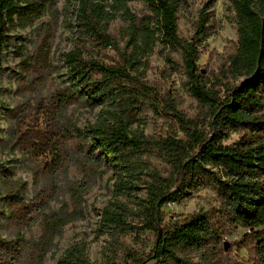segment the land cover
Segmentation results:
<instances>
[{"label":"trees","instance_id":"obj_1","mask_svg":"<svg viewBox=\"0 0 264 264\" xmlns=\"http://www.w3.org/2000/svg\"><path fill=\"white\" fill-rule=\"evenodd\" d=\"M76 0L71 12L72 47L62 55L66 70L63 84L47 104L37 101L19 117L10 139L14 148L29 154L37 170L52 175L63 167L60 124L63 113L78 100L101 107L98 120L87 129L85 148L97 151L95 163L113 173L110 201L101 209L96 238H106L103 264H240L225 253L223 241L239 229L246 234L233 246L245 250L246 264H264V0H233L237 16V52L229 59L230 70L243 81L236 87L209 82L199 70L201 45L208 39L207 20L200 16L194 36L182 40L177 33V9L184 0ZM49 0H0V72L3 52L10 46L9 33L30 29L46 12ZM143 5L147 15L137 18L127 8ZM109 8L110 11H106ZM67 11V10H66ZM120 17L129 54L108 33L109 23ZM54 25L47 23L37 34L35 54L22 45L14 51L23 73L51 68L50 53ZM156 44L162 51H181L188 92L209 112L206 132L186 124L185 140L166 139L148 143L131 132L130 121L143 103L157 102L158 92L137 73L140 59L152 54ZM116 51L120 60L104 62L102 52ZM167 65L173 62L165 57ZM41 118V120H40ZM81 139L82 134L72 128ZM66 130L64 134H68ZM238 140L226 144L228 134ZM157 154L170 166L167 177L150 169L145 155ZM197 188H209L215 206L185 221L165 224L163 209L178 205ZM84 186L69 189L72 212L62 207L43 218L42 235L32 247V259L40 262L53 239L73 222L83 202ZM143 193V195H141ZM26 202L24 183L8 185L3 202L17 226L30 227L33 216L47 203ZM152 236L145 251L121 241L139 233ZM23 241L0 239V264H19ZM195 250L198 259L179 255ZM58 264H95L77 244Z\"/></svg>","mask_w":264,"mask_h":264},{"label":"rangeland","instance_id":"obj_2","mask_svg":"<svg viewBox=\"0 0 264 264\" xmlns=\"http://www.w3.org/2000/svg\"><path fill=\"white\" fill-rule=\"evenodd\" d=\"M106 7L110 2L100 0ZM76 6V0H49L45 15L32 28L9 33L10 46L2 55V70L0 72V239L13 242L22 239V257L19 264H58L64 253L74 245H81L85 256L95 264H103V249L106 238H96L101 209L110 201L113 190V173L104 165L95 163L97 151L85 148L84 137L87 129L100 116L101 107L92 106L86 100H78L63 113L60 124L62 138L60 152L63 167L59 172L46 175L37 170V164L29 154H24L14 148L10 139L16 120L26 115L36 105L37 101L45 104L57 92L67 87L63 84L65 66L62 55L72 47L71 12ZM130 13L137 18L147 15L143 5L138 3L127 6ZM67 10V11H66ZM106 11H110L106 8ZM207 20L208 39L201 45L200 59L197 63L203 76L211 83L224 87H236L243 78H236L230 70L229 59L237 52V16L233 0H184L177 9V33L182 40H190L196 31L200 16ZM47 23H53V39L51 40L50 65L45 71L23 73L18 65L14 51L16 45H22L29 55L35 54L37 34ZM120 14L109 23L108 33L117 42L121 53L129 54L126 40H122V31L126 28ZM103 61L120 60L116 51L102 52ZM168 57L173 65H167ZM137 73L143 80L158 92L153 105L143 103L136 110L135 117L130 121V131L142 135L150 144L160 140H185L184 127L189 123L198 130L205 129L209 121V112L190 96L188 79L183 66L181 51H162L156 44L151 55L140 59L136 66ZM41 120V118H40ZM76 128L82 137L79 139L72 128ZM69 130L68 134H64ZM238 134H228L226 144L238 140ZM150 169L167 177L171 168L157 154L145 155ZM24 183L26 187V202L41 201L47 203L45 211L33 216L30 227L17 226L9 218L10 211L3 202L4 193L9 184ZM72 185L84 186L83 202L79 214L73 222L64 226L53 239L49 252L38 262L32 259V247L37 244L43 229V218L51 213H57L62 207L68 212L73 208L70 204L69 189ZM143 195V193H141ZM215 206L214 193L209 188H197L189 198L178 205H168L163 209L165 224L175 221H185L198 213L208 214ZM246 234L239 229L223 241L224 252H230L232 259L240 264L248 262L245 250L233 246ZM139 241L134 236H128L121 242L136 250L145 251L152 245V236L139 233ZM198 252L181 249L179 255L197 260ZM146 264H156L149 261Z\"/></svg>","mask_w":264,"mask_h":264}]
</instances>
